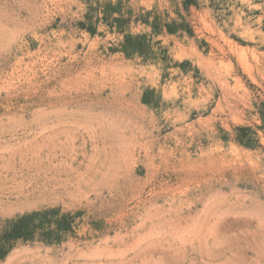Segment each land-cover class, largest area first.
Masks as SVG:
<instances>
[{
	"label": "rangeland",
	"instance_id": "374dc122",
	"mask_svg": "<svg viewBox=\"0 0 264 264\" xmlns=\"http://www.w3.org/2000/svg\"><path fill=\"white\" fill-rule=\"evenodd\" d=\"M0 264H264V0H0Z\"/></svg>",
	"mask_w": 264,
	"mask_h": 264
},
{
	"label": "trees",
	"instance_id": "16d2710c",
	"mask_svg": "<svg viewBox=\"0 0 264 264\" xmlns=\"http://www.w3.org/2000/svg\"><path fill=\"white\" fill-rule=\"evenodd\" d=\"M25 221V219L20 220L18 223L14 225V230H17L18 227Z\"/></svg>",
	"mask_w": 264,
	"mask_h": 264
}]
</instances>
